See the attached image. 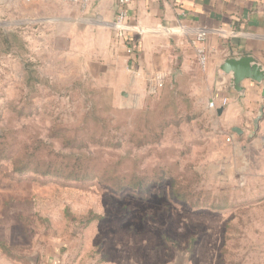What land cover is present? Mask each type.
I'll list each match as a JSON object with an SVG mask.
<instances>
[{
    "label": "rangeland",
    "instance_id": "obj_1",
    "mask_svg": "<svg viewBox=\"0 0 264 264\" xmlns=\"http://www.w3.org/2000/svg\"><path fill=\"white\" fill-rule=\"evenodd\" d=\"M26 4L0 9V264H264V166L247 188L217 178L213 112L161 81L138 105L29 56L22 26L44 16ZM74 155L93 178L40 174Z\"/></svg>",
    "mask_w": 264,
    "mask_h": 264
},
{
    "label": "crops",
    "instance_id": "obj_2",
    "mask_svg": "<svg viewBox=\"0 0 264 264\" xmlns=\"http://www.w3.org/2000/svg\"><path fill=\"white\" fill-rule=\"evenodd\" d=\"M5 2L0 0L1 10ZM25 2L44 16L22 26L29 56L44 61V56H51L54 66L68 56L73 68L79 66L74 68L79 76L124 99L146 97L153 80H160L175 96L202 109V118L213 112L211 123L217 122L224 145L214 154V159L223 160L217 178L230 177L247 188L249 178L260 177L256 170L264 166V116L257 132L252 122L264 104L261 86L245 80L243 91L235 92L230 76L218 66L226 58L251 56L264 68V0H131L126 18L131 31L126 34L110 27L118 12L115 0H93L86 10L62 0ZM179 25L210 30L207 40L199 44L207 56L204 67L197 61L195 46L177 29ZM28 61L21 59L20 63L25 67ZM216 87L228 99L221 114L207 106Z\"/></svg>",
    "mask_w": 264,
    "mask_h": 264
},
{
    "label": "built area",
    "instance_id": "obj_3",
    "mask_svg": "<svg viewBox=\"0 0 264 264\" xmlns=\"http://www.w3.org/2000/svg\"><path fill=\"white\" fill-rule=\"evenodd\" d=\"M65 4L69 6H78L83 10H86L93 3V0H62ZM131 0H115L116 7L118 9L116 19L113 23L110 24V27L120 34H126L131 31L129 26L126 24L127 18V8ZM177 29L180 31V34L189 40V42L195 46L196 57L199 65L204 67L207 62L206 52L203 46L199 44L204 43L210 33V30L205 27L190 29L179 25ZM168 34H172L171 30H165ZM160 81V80H159ZM156 90L155 86L151 92ZM223 90L221 87H216L213 92L207 106L209 110L217 111L219 107H225L227 105L228 99L223 97Z\"/></svg>",
    "mask_w": 264,
    "mask_h": 264
},
{
    "label": "water",
    "instance_id": "obj_4",
    "mask_svg": "<svg viewBox=\"0 0 264 264\" xmlns=\"http://www.w3.org/2000/svg\"><path fill=\"white\" fill-rule=\"evenodd\" d=\"M219 70L230 76V86L238 93L243 91L241 84L245 80H249L261 86V100L264 102V68L251 56H242L239 58L223 59L219 66ZM223 108L217 110L221 114ZM264 116V104L258 110L256 118L252 122L254 132L259 129V124ZM236 134L241 135L238 129L233 130Z\"/></svg>",
    "mask_w": 264,
    "mask_h": 264
},
{
    "label": "trees",
    "instance_id": "obj_5",
    "mask_svg": "<svg viewBox=\"0 0 264 264\" xmlns=\"http://www.w3.org/2000/svg\"><path fill=\"white\" fill-rule=\"evenodd\" d=\"M14 38H13V40L16 38V36H13ZM10 38L8 37V36H6L5 35V37H4V41H5V43H7L8 44V47H9V49H11V47H12V44H11V42H10V40H9ZM7 47V48H8ZM80 157H81V155H74V157L72 156L71 158H76V161L72 164V166L70 167V162H67L66 164H64L63 165V163H61L60 164V166L62 167V168H58V169H54L52 166H51V163L48 161V162H44V163H41V162H37V165H39V164H42L41 165V168L42 167H44V169L45 170H43L44 172H42V173H40V174H43V175H48V174H51V170H54L56 173H57V176H61L62 175V173H63V171L65 170V169H70L69 171H70V173L67 175V176H65L66 178H68V179H70V180H79L80 178V176H81V179H84V178H87L88 176L87 175H89L90 177H94L95 176V174L93 175V174H90V173H84V172H81L82 171V167H79V168H77V164H78V162L80 161ZM30 163H32V161H29V162H27L26 163V165H23L20 169L23 171V170H29V168H28V166L27 165H29ZM80 173H82V174H80ZM114 178L117 180V181H119L120 183H121V180L118 178V176H116V175H114ZM133 181H134V184H132V185H130V187H138V188H140V187H142V185H143V182L144 181H142L139 177H133ZM124 188V186L122 185V184H118V186H117V189L118 190H121V189H123Z\"/></svg>",
    "mask_w": 264,
    "mask_h": 264
}]
</instances>
